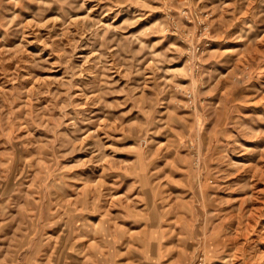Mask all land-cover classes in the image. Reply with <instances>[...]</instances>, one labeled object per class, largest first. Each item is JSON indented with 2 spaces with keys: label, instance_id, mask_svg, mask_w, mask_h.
I'll return each instance as SVG.
<instances>
[{
  "label": "rangeland",
  "instance_id": "1",
  "mask_svg": "<svg viewBox=\"0 0 264 264\" xmlns=\"http://www.w3.org/2000/svg\"><path fill=\"white\" fill-rule=\"evenodd\" d=\"M0 264H264V0H0Z\"/></svg>",
  "mask_w": 264,
  "mask_h": 264
}]
</instances>
